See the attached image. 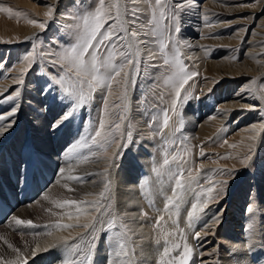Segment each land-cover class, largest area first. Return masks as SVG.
Wrapping results in <instances>:
<instances>
[{
    "label": "rangeland",
    "instance_id": "obj_1",
    "mask_svg": "<svg viewBox=\"0 0 264 264\" xmlns=\"http://www.w3.org/2000/svg\"><path fill=\"white\" fill-rule=\"evenodd\" d=\"M260 1L262 0H231V4L237 5L240 9L231 15V19L236 22L230 24L227 19L223 22V27H225L223 29L221 28V30H223V32H221L222 34L217 35L218 31H215L213 35L209 33L206 35H212L214 38L230 36L234 34L232 30L236 25L238 26V35H240V32H242L245 27L246 21H248L247 17H249V15L247 13H251L253 16V28L257 27L259 23L261 24L259 27L264 28V4L260 6ZM113 3H115V0H105L104 7L107 9L109 5ZM120 4L122 7H135L139 9L137 24L143 25V30L140 28L136 30L140 32L139 40L144 43L139 45L141 71L137 76V84L134 88L128 89L126 103L129 106V111L127 113V119L125 120L128 121V128L125 131L126 127L124 123L121 127V131L124 132L125 136L130 127L133 140L131 143H128L126 139H121L119 135H116V143L108 148V155L111 157L114 148L119 144L121 145L117 157L113 158L115 166L119 168L123 159L131 153L134 148H139V145L142 144L143 149L146 148L149 150V160L147 159L148 162L146 161L148 165L145 168V174L140 177V189L142 190L143 204L147 208L144 209V211H146L151 218L150 221L147 220L150 224L149 228L157 240L160 238L161 233L154 227L155 220L161 214L167 219V214L170 211L173 212V208H175V206H169L170 210H168L169 212L166 214L163 211L167 204V197L172 196V189L175 187V177L169 179L168 174L170 171H179L176 162H172L169 166L164 168L159 177L152 171L154 167L162 165L165 152H167L170 161L173 155H179L182 158L181 165L184 168L185 178L188 175L189 169H191L193 175L199 172V183L203 187H211L213 184H216L217 181L227 182L222 185H216L217 188L222 187L224 192L219 196L214 192L213 196L215 198L209 202V207H216L215 210H217V215H219V212L223 211V205L226 203L227 199L231 197L234 191L236 192L238 188L240 189V184L243 181L250 177V179L254 176L259 177L263 173L264 135L260 143L261 145L258 147L256 146L259 141L258 133L264 130V106L261 109L255 108L249 110L227 108L228 110H226V113L228 112V118L222 123L216 122L213 133H206V135L200 139L195 138V136L192 135V131L187 129V119L185 117L186 109L206 96H214V102L218 107V100L220 97L218 93L219 89L227 87L229 83L236 80V76L233 74H223V77H216V74L211 69L203 70L200 64L204 59L212 57L216 47L223 46L222 48L224 52H226L228 49L233 51L235 46L232 44H217L211 49L212 51L206 48L202 57H194L192 52L190 53L193 46L188 42L186 27L184 26L185 10L181 9L175 11L176 21L174 24L169 20V17L174 14L173 5L178 4L177 0H162V4L159 6L156 5L155 0H136L134 5L130 3V0H120ZM247 5H249V8H243ZM99 7L98 0H59L57 6L52 3L51 0H0V102L4 104V107L8 108L10 105L20 103L21 97H18L15 101L4 102L8 95L14 94L17 89H19L20 95H22L23 92H29L32 97L39 96V99H43V105L39 107L41 109V114L38 115L39 117L37 120L41 119L48 121L46 127L43 126L44 129L47 127L51 128L52 123L54 124L55 121L57 122V120L59 121L62 118L67 110V105L61 102L56 92L53 91L51 95L47 93L40 95L38 90L42 86L46 87L45 80L48 76L56 74L52 71L53 65L50 64L49 61H58L59 58L76 43L82 31L84 20L93 15L95 10L99 9ZM6 8H11L12 12L9 13L4 11L3 9ZM49 8L53 9L51 18L45 16ZM209 9L208 5H205L203 9L206 14L205 17H207L208 20L210 18V20H212L215 17L216 19L214 18V22L217 24L218 22L220 23L222 20V18L219 17L220 13H213V10ZM161 11H163V18H161ZM153 12L155 13L156 20L149 24L148 22L152 19ZM222 13H224V11H222ZM125 19H130V17H125ZM240 19L242 20L240 21ZM31 20H36L37 23H45V29H39L36 25L31 24L29 22ZM214 22L211 23L213 24ZM207 25H210V22H208ZM175 27L180 28L179 33L175 32ZM154 31L155 34H153ZM144 32H147V35H145ZM27 33H30L28 38L25 37ZM245 34L243 35L244 38L250 35L247 31H245ZM262 34L263 38L259 41L257 46L264 50V31ZM161 44L167 45L163 52L160 50ZM243 44L244 42H240V46H247V44ZM239 49L240 48L237 46L235 53L239 51ZM244 52L245 51H240L233 56L234 59L237 60L235 62H240L242 53ZM149 54L154 58L148 59ZM177 55L183 60L187 71L197 74L192 77L188 84L185 85V88L181 90V97L179 100L175 97L174 84L172 82H166L174 77L175 68L173 61ZM30 56L33 57V59H29ZM165 59L169 60L168 65L164 64ZM259 61L264 62V51L259 55ZM116 62L119 63L118 55L116 57ZM67 67L68 65L66 63L57 67V72H59L60 76L65 75V69ZM21 80H23V83L18 84ZM238 80L239 83L245 85L243 89L244 92L255 89L257 90L258 98L264 101V74L257 76L244 74V77ZM86 90L85 88V91ZM236 90L237 89H235V91ZM121 91L122 89L116 83H113V95L108 97L110 109L113 103H119L116 97ZM235 91H233V93ZM104 95H107L106 91ZM186 96L189 98L185 99ZM222 99H224V97H222ZM174 101H176V107L173 111L172 104ZM31 102H33V105L27 104L28 109H33V107L38 105L36 101ZM4 107H1L0 115L5 112V110L2 111ZM102 109L103 98L100 91H97L93 94V99L91 101L83 108L79 109L73 117L63 121L61 126L56 129L48 139L39 138V136L34 135L35 138L33 137L32 139L30 137V140L28 139L27 142H24V140L23 142L21 141L19 143V148L12 146L3 152L4 157L0 159L2 165L0 167V180L7 187H11V185L8 184V182L11 181L10 173L17 175L19 158L24 151L28 157L26 160L31 161L26 165V177L21 185V190L14 195L15 200L22 198L24 189L28 186V183L31 189H35V187L32 186V179L36 173H39V175L33 183H37L38 181L45 183L44 191L37 193L29 203L24 204L19 202L18 205L10 203L12 211L9 216L7 215L8 221L0 223V234L4 235L6 234V223L15 224L11 217L13 215L12 212L15 209V211H18L20 208L26 207L27 205H34L28 212L20 214L18 218L35 220L33 223L39 226L36 228H25L15 224L16 226L15 229H13L14 233L11 234V238L16 247H20L28 242L30 235L36 232H42L50 219H53L55 211L61 209V207H57L54 201H79L78 199L81 198V195L87 193L81 187L83 184L82 182H84L83 179L85 178L84 172H81V167L83 165L90 161H96L101 163V168L107 167V161L103 156L90 157L87 162L83 161L82 158L89 154L88 149H80L76 152L72 151L73 148L77 147V142L82 136L94 134V131L99 125V118L103 115ZM122 109L123 106L121 107V110ZM165 112H167L169 116V124L167 127L163 126ZM211 116L212 117H209V119L215 118V116ZM108 119L111 123L106 125V130H109L112 124L116 122V118L113 116H109ZM35 122L37 123L31 124L34 125V128L39 124L38 121ZM89 122H91V126ZM142 123L145 125L144 128L142 127ZM139 128L144 129L143 133L146 135L147 140L144 141L142 138L134 137ZM194 131H197V128ZM29 133V129L23 130L24 136H28ZM215 133H217V136L215 135L214 137ZM243 137H247L246 140ZM20 145L23 148H21ZM233 145H235V147H233ZM93 150L100 151L96 148ZM201 151L205 153L203 157L200 155ZM45 153L48 154L46 155ZM255 155L256 157H254ZM248 156H251V160L245 159ZM8 157L12 159L8 160ZM69 161L77 162L75 167L78 168H75V177H79L80 180L71 179L69 182L63 180L62 183L57 186L58 188L55 187L50 192V196L48 195L45 201L38 203L42 198L41 195L50 188L54 182V180L46 178L47 172L49 173L48 177H50V175H53L54 169L58 170L64 162L68 163ZM221 169H227L228 172H221ZM29 174L30 176H28ZM109 179L111 180L110 174ZM150 182H152V184H150ZM3 191L4 188L2 187L0 189V194L4 193ZM101 191H103V187H101ZM252 193V188L246 192V198L241 207V212H244V210L245 212L247 211L248 199L251 198ZM97 197L96 199L100 198L99 194ZM190 198L192 200L190 199L189 202L185 204L187 209L191 208V204L195 202L193 197ZM103 202L107 203V201ZM68 207L69 206L62 207V209H67ZM157 209H159V211H157ZM101 211H103V209H101ZM228 212L232 214L233 210L231 209ZM92 214L99 216V213L92 212ZM231 214H229V218H231ZM243 216L244 214H240V220L244 222L243 227L239 222L236 224L234 222V225H241V231L243 233L239 232L237 234L238 237H240V241H243L246 236V231H244L245 219ZM119 224L117 226H119ZM99 227L98 225L95 230L96 238L98 237ZM166 227L165 223H163L164 230L170 231L169 229L167 230ZM114 229L108 230L106 228V230L102 229V232L109 233L110 235L111 231ZM239 229H237V231ZM213 232L209 231V234L205 238L212 235L210 233ZM243 234L245 235L244 237ZM201 235L203 236L202 233ZM250 238H252V236H250ZM172 239L183 243L182 238L178 235L174 238L170 237V240ZM232 239H234V237ZM206 242L210 243L206 244ZM189 246L196 251V256L203 261L211 260L212 262L213 259L209 257V255H213L212 253H214L216 249L218 251L217 244H213L211 238L205 241L203 238L202 240L196 241V245L190 244ZM210 247L213 248L210 249ZM160 250H162V248H160ZM87 251V247H84V252L80 253L79 260H84ZM232 263L235 264V261L232 260Z\"/></svg>",
    "mask_w": 264,
    "mask_h": 264
},
{
    "label": "snow or ice",
    "instance_id": "obj_2",
    "mask_svg": "<svg viewBox=\"0 0 264 264\" xmlns=\"http://www.w3.org/2000/svg\"><path fill=\"white\" fill-rule=\"evenodd\" d=\"M98 3L100 5L99 9L95 10L93 15L84 20L82 31L80 32L76 43L72 45L58 61H49V63L53 65L52 71L56 74L48 76L45 80L46 87L42 86L38 90L40 95H44L45 93L51 95L52 92L55 91L61 102L67 105V110L63 114L61 120L51 125L54 129H58L63 121L73 117L79 109L83 108L89 101H91L95 92L100 91L103 98V115L99 118L98 128L94 131V134L82 136L77 142V147L72 149L73 152L80 149H88L89 154L82 158L85 162H87L90 157L103 156V158L106 159L107 167H105L102 172L89 173V175H99L103 178V191L99 193V199L54 201L57 207H74L76 216L73 217L72 213H67L68 218L70 220L75 219V222L56 223L53 227L58 229L83 227L86 232L76 233L75 236H63L60 238L58 245L50 247L63 248L68 257L74 256L78 252L83 253L84 247L88 248L84 260L68 259L62 254L58 257L60 264H112L109 255L116 260V264H141L138 260L135 262L131 260L130 253L135 255L136 248L127 247L125 243L122 242L127 240L129 243H134L132 237L136 235V233L129 228V225L123 221L127 219L140 223L141 221L149 220L151 218L146 211H141L139 215H125L120 217L121 232H118L115 235L117 240L121 242L118 243L116 248L110 249L109 252H106L105 256L102 258H98L94 252V249L98 247L97 238L95 236L96 227L99 225L103 228L106 224V228L111 230L117 226V214L113 208L111 197L109 195L111 191L109 169L115 166L113 158L117 157L118 153L113 152L111 157H109L108 148L116 143V135H119L121 139H126L128 143H131L133 140L130 127L126 136L124 132L121 131V127L127 119V113L129 111V106L126 103L128 89L136 86L137 76L141 71L139 45L144 43L139 40L140 32L136 30L137 28L143 30V25L137 24V20L139 19L138 8L122 7L120 0H115V3L110 4L107 9L104 7L105 0H98ZM130 3L134 5L136 0H130ZM155 3L159 6L162 4V0H155ZM195 8L196 4L194 0L193 2L188 3H185L182 0L181 3L173 5L174 14L169 17L170 22L174 24L176 21L175 11L181 9L191 11ZM3 10L9 13L12 12L11 8ZM52 15L53 9L49 8L45 13V16L51 18ZM125 17H130V19H125ZM161 18H163V11H161ZM205 19H207V17H205ZM155 20L156 16L153 12L152 19L149 20L148 23L151 24ZM29 22L36 25L39 29H45L46 27L45 23H37L36 20H31ZM175 32L179 33L180 28L175 27ZM144 34L147 35V32H144ZM153 34H155V31ZM165 47H167V45L161 44V52L164 51ZM117 55L119 56V63L116 62ZM153 58L154 57L149 54L148 59ZM29 59H33V57L30 56ZM64 63H66L68 67L65 69V75L60 76L59 72H57V67ZM173 63L175 68L174 77L166 82H172L174 84L175 97L179 100L181 97V90L184 89L189 80L197 74L186 70L184 62L180 59L179 55L174 58ZM164 64L168 65L169 60L165 59ZM22 83L23 80L18 82V84ZM113 83H116L122 91L116 97V99L119 100V103H113L110 109L108 97L113 95ZM85 88L87 89L86 91ZM105 91L107 92L106 96L104 95ZM19 96L20 91L17 89L14 94L8 95L4 102L15 101ZM188 98L189 97L187 96L185 97V99ZM122 106L123 109L121 110ZM175 107L176 101L172 104L173 111L175 110ZM18 111L19 105L14 104L6 116H0V140L6 138L7 135L11 134L14 130L17 124L16 114ZM109 116L115 117L116 122L112 124V127L109 130H106V125L111 123L108 119ZM4 121H7L6 126L2 123ZM168 124L169 116L167 112H165L163 126L167 127ZM89 125L91 126V122H89ZM233 147H235V145H233ZM94 148L99 149L100 151H95L93 150ZM200 155L203 157L205 153L201 151ZM181 159L182 158L179 155H173L170 161L167 152H165L162 165L154 167L152 171L155 172L157 177H159L164 168L169 166L170 163L176 162L179 171H170L168 174L169 179L175 177V187L172 189V196L167 197V204L163 211L167 213L169 206H175L176 216L178 217L180 202L184 201L188 196L193 197L195 202L191 204V209L187 213L188 227L191 228L194 220L200 219L198 214L203 213L205 209L209 207V202L215 198L213 193L215 192L217 196L223 194V188H217L216 185H222L227 182L217 181L216 184H213L211 187H203L199 183V172L193 175L191 169H189L188 175L185 178ZM245 159L251 160V156H248ZM30 162V160H21L19 162L17 165L18 177L26 176V165ZM64 171L63 168L59 169L60 173H63ZM220 171L225 173L228 172L227 169H221ZM68 179L80 180L79 177L75 176H69ZM93 183H95V181H93ZM194 184L195 187H193ZM103 201H107V203H104ZM89 209L92 211H89ZM101 209H103V211H101ZM157 211H159V209H157ZM251 211L252 207L250 204L248 206V212L251 213ZM92 212L99 213V216L93 215ZM81 216L85 217L84 222H81ZM247 219L249 221L248 228H251L253 217L249 215ZM12 220L16 225L25 228L38 227L32 220H25L15 216L12 217ZM163 223H166L165 216L159 215L155 220L154 227L161 233V235L160 238L155 241V244L157 249L162 248V251L160 252L156 264H194V249L187 243V236L184 233V230L179 229L183 243L176 241L175 239L170 240V237L174 238L176 236V232L165 231ZM219 223V217H213V224ZM173 224L178 225V219L174 220ZM204 227H209V225L205 224ZM207 235V232H204L203 236L200 231L192 232V238L197 241L202 240ZM105 239H107L106 232ZM70 241L76 242L70 243ZM4 243L7 244L8 248L12 249L14 258L5 259L3 256H0V264H34L35 258L40 252L49 250L48 248H37L28 251L27 245H25V250H22L20 247H13V245L8 243L7 240H5ZM262 251H264V238L254 242L247 238V230L242 245L228 249L230 254L229 259L234 260L235 264H264V255H257L258 252ZM221 259H223V257H221Z\"/></svg>",
    "mask_w": 264,
    "mask_h": 264
},
{
    "label": "bare ground",
    "instance_id": "obj_3",
    "mask_svg": "<svg viewBox=\"0 0 264 264\" xmlns=\"http://www.w3.org/2000/svg\"><path fill=\"white\" fill-rule=\"evenodd\" d=\"M51 1L57 6V3L59 0H51ZM177 1H178V4L182 2V0H177ZM183 2L188 3V2H193V0H183ZM194 2L196 4V8L192 9L191 11H185L186 14H185V21H184L185 22L184 26L186 27V35H187L188 42L190 45L193 46L192 51H190V53L192 52V55L194 57L195 56L202 57V55L206 51L205 50L206 48H209L208 50H211L217 44H220V45L232 44L235 46V49H237V46L241 49V50L239 49V51H237L236 53H235V49L233 51L228 49L226 52H224V49L222 48L223 46H218L214 50L212 57H209L208 59L207 58L204 59L203 62L200 64L203 70L211 69L216 74V77H219V78L223 77V74H233L236 76V80L232 81V83H229L227 87H223L222 89H219L218 93L220 97L218 100V103H219L218 107L214 102V98H213L214 96H208V97L206 96L203 99L199 100L198 102L196 101L193 105H190L189 108L186 109L185 117L187 119V126H188L187 129L192 131V135H194L195 138L200 139L201 137L206 135V133L211 134L214 132L216 122L222 123L225 119L228 118V114H227L228 112L226 113V110H228L227 108L229 109L241 108V109L249 110V109H255V108L261 109L264 106V101L258 98L257 90L250 89L249 91L244 92L243 89L245 88V85L238 82L239 81L238 79L244 77V74H249V75L252 74L253 76L264 74V62L259 61V55L262 54L264 50L261 47L257 46L259 41L263 38L262 32L264 31V28L259 27L261 26L260 23L257 24V27L253 28V16L251 13H247L249 15V17L246 16L248 21H246V24L244 25L245 27L243 26L244 29L242 30V32H240V35H238V32H237L238 26L236 25L234 29L232 28L233 29L232 31H234L233 32L234 34L230 36L228 35L226 37L214 38V36L212 37V35L215 31H218L217 35L222 34L221 32H223V30H221V28L223 29L225 27V26L223 27L224 25L223 22L225 20L228 19L229 20L228 23L230 24H233L236 22L235 20L231 19V15L232 13H236L237 11H239L240 10L239 7L237 5L231 4V0L229 1L228 0L226 1L224 0H206V1L205 0H194ZM263 4H264V0L260 1L259 5L262 6ZM205 5H208V7L211 10H213L212 11L213 13L214 12L220 13L219 17L222 18L220 23L218 22L217 24L214 22L215 17L212 20H210L211 18L209 20L205 19L206 14L204 13L205 11L203 10ZM243 8H249V5ZM222 11H224V13H222ZM241 20L242 19H240V21ZM206 22L207 23L210 22V25H207ZM211 22H214V23L212 24ZM197 31H200V32H197ZM245 31L250 33L249 37L247 38L243 37V35L245 34ZM207 33L212 34V35L211 36L206 35ZM29 34L30 33H27L25 37L28 38ZM240 42L241 43L244 42V44H247V46L246 45L240 46ZM240 51L241 52L245 51V52L242 53V58L240 62L238 63V62H235L237 60H235L233 56ZM235 89L237 90L235 91ZM233 91L235 92L233 93ZM19 97H21V99H20V103L18 104L19 111L16 114L17 124L14 130L11 132V134L7 135L6 138L0 140V159L4 157L3 152L9 149V147L15 146L19 148V143L21 141L23 142L24 140V142H27L28 139L30 140V137L33 139L34 135L39 136V138L48 139L49 137L52 136V133H54L56 130L52 127L51 128L47 127L46 129H44L43 126L46 127V124H48V121L41 120V119L37 120V118L39 117L38 115L41 114V109L39 107L43 105L42 98L39 99L38 98L39 96L32 97L29 92H23L22 95H20ZM222 97H224V99H222ZM31 101H36L38 105L36 107H33V109H28L27 104H32L33 102ZM12 106L13 105H10L8 108L4 107V104L0 102V109L1 107L2 108L4 107L2 111L5 110V112L3 113L1 112L2 114L0 116H6L7 113L11 110ZM211 115L215 116V118L209 119V117H212ZM35 121H38L39 124L37 127L35 126L34 128V125H31V124L37 123ZM2 123L4 126H6L7 121H4ZM124 125L126 127L125 128V131H126V129L128 128V121H125ZM144 126L145 125L142 123L143 128ZM196 128H197V131H194ZM24 129L25 130L29 129L30 133L28 136H24L23 134ZM143 131L144 129L139 128V130L135 133L134 137L142 138L144 141L147 140L146 135H144ZM263 131L258 133L259 141L256 147L261 145L260 143L262 142L263 135H264ZM215 135L217 136V133L214 134V137ZM247 137L245 138L243 137V138L246 140ZM120 146H121L120 144L117 145L116 148H114V152L118 153ZM142 147L143 145L141 144L139 145V148H134L131 151V153H129L123 159V162L122 164H120L119 168L114 166L113 168L109 169V174H110V178L112 181L111 191L109 195L111 197V203L113 205V208L115 209V212L117 214L118 224L120 223V219H119L120 217H123L125 215L127 216L139 215L141 211H144V209H147L146 206L143 204L144 201H142L143 198L141 194L142 190L140 189V177L143 176V174H145V171H146L145 168L148 165V163L146 164V161L149 158L150 152L148 149L146 148L143 149ZM254 157H256V155ZM10 159L12 158L8 157V160ZM76 164L77 162L75 163L74 161H69L68 163L64 162V164L61 165L60 167L65 170L63 173L59 172L60 168L58 170L54 169L52 173L53 175H50L51 180H54V182L50 186V188H48L41 195L42 198L38 201V203H40L41 201H45L46 197L50 194V192L55 187L59 186L63 180H66L67 182L71 181V179H68V177L75 176V168H78V167H75ZM100 166H101V163L96 162V161L95 162L90 161L81 167V172L83 171L85 175L84 176L85 178L83 179L84 182H82L83 184L81 187L87 193L81 195V198L78 199L79 201L93 200V199L98 198L97 195L100 193L101 187H103L102 178L99 175H89V173L102 172L104 168H101ZM82 178H83V175H82ZM250 178L246 179L245 181L242 180L243 182L240 184V189L238 188L236 192L234 191L231 197L227 199L226 203L223 205V209H222L223 211H220L219 215H217V210H215L216 207L215 208L208 207L207 209H205L203 213L198 214L200 219L194 220L191 228L188 227V220H187V213L188 211H190L191 208L187 209L185 207L186 202H189V200L191 199L190 198L191 196L186 197L184 201L180 202V209H179L178 217L176 216V208H173V212L168 211L169 213L166 216L167 219L165 218L166 219L165 227L167 226L166 229L167 230L169 229L170 231H175L176 235L178 236H180L179 229H183L184 233L187 236V243L189 245L190 244L196 245L197 240H194L192 238L193 231H200L202 234H204V232L208 233L209 231L211 232L214 231L213 233H210L212 235H210L209 237L207 238L204 237V241L207 240L208 238H211L212 243L217 244L218 251L217 249L216 250L213 249L215 252L212 253L213 255H209V257H211L213 261L212 262L211 260L203 261L199 259L196 256L197 255V253H195L196 251H194L195 253L193 256L194 264H233L232 260L229 259L230 254L228 253V249L234 246H241L242 242L245 240L244 238L243 241H240L239 240L240 237H238L237 235L239 232L240 233L242 232L241 225L242 227L244 226V222L240 220L241 218L240 214H244L243 216V218L245 219L244 220L245 221L244 231L247 230V238L254 242L264 238V169H263L262 175H260L259 177L254 176L252 179ZM93 181H95V183H93ZM150 184H152V182H150ZM251 188L253 190V193H252L251 198L248 199V206L251 204L252 211L251 213H249L248 208H247L246 212L245 210L244 212H241V209H242L241 207L246 198V192L249 191V189ZM32 206L34 205H31V206L27 205L26 207L24 206L20 208L18 211H15L16 210L15 209L14 210L15 212L14 211H13L14 213L12 212L13 215L11 217L13 216L18 217L20 216V214L28 212V210ZM161 206H162V203H161ZM231 209L233 210L232 214L228 212ZM11 211L8 213V216L11 214ZM89 211H92V210L89 209ZM67 213H72L73 217L76 216L75 208L72 206H69L67 209L61 208L60 210L55 211L53 219H50L49 223L45 225V228H44L45 230L43 229L42 232H36L33 235H30L29 236L30 239L28 240V242L20 246L22 250H25V245H27L28 251L32 249H37V248L39 249L48 248L49 249L48 251L40 252V254L35 258L34 264H60L58 257L62 254L65 256V258L79 260V255H81L80 253H76L74 256L68 257L67 254L64 252L63 248L50 247V246L58 245L60 238L63 236H68V235L75 236L76 233L86 232V230L83 227H77L74 229H58V228L53 227V225H55L56 223H74L75 219L70 220L68 218ZM61 214H64V215H61ZM229 214L232 215L231 218H229ZM249 215L253 217L251 228H248L249 221L247 217ZM215 216L219 217V220H220L219 224H213V217ZM177 219H178V225L173 224V221ZM80 220L81 222H84L85 217L81 216ZM148 221H150V219ZM148 221L146 220V221H141L140 223H136L131 220H127V219L124 220L123 222L127 223L129 225V228L132 229L136 233V235L132 237L134 243H129L127 240H124L122 242L125 243L127 247L136 248L135 255H132L130 253L131 260L133 262L138 260L141 262V264H156V261L159 259V255L162 250L157 249V246L155 244L156 238L154 237L153 232L150 231V228H149L150 224ZM234 222L235 224L239 222V224L241 225H234ZM205 224H208L209 227H204ZM15 226L16 225L14 223H6L5 225L6 234L4 235L0 234V255L3 256L5 259L14 258V253L12 252V249L8 248L7 244H5L4 241L7 240L8 243L13 245V247H16L15 244H13V241L11 238L12 236L11 234L14 233L13 229H15ZM105 226L106 224L104 225L103 228L99 227L98 229V237H97L98 247L94 249L95 254L98 258L104 257L106 252H109L110 249L116 248L118 243L121 242L117 240L116 235H115L116 233L121 232L120 224L114 230L111 231L110 235L109 233H107V239H105V233L102 232V229L106 230ZM237 229L239 230L237 231ZM244 236L245 235L243 234V237ZM250 236H252V238H250ZM233 237L235 240L232 239ZM75 242L76 241H70V243H75ZM209 243L210 242H206V244H209ZM212 248L210 247V249ZM26 254H27V251H26ZM257 255H264V251L258 252ZM221 257H223V259H221ZM109 259L112 261V264H116V260L113 259L111 255H109ZM30 261H31V258H30Z\"/></svg>",
    "mask_w": 264,
    "mask_h": 264
}]
</instances>
